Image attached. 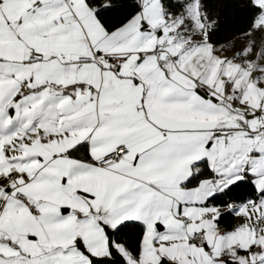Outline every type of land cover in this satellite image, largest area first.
I'll use <instances>...</instances> for the list:
<instances>
[{"label": "snow or ice", "instance_id": "1", "mask_svg": "<svg viewBox=\"0 0 264 264\" xmlns=\"http://www.w3.org/2000/svg\"><path fill=\"white\" fill-rule=\"evenodd\" d=\"M246 4L228 56L204 0H0V264H264V0Z\"/></svg>", "mask_w": 264, "mask_h": 264}, {"label": "trees", "instance_id": "2", "mask_svg": "<svg viewBox=\"0 0 264 264\" xmlns=\"http://www.w3.org/2000/svg\"><path fill=\"white\" fill-rule=\"evenodd\" d=\"M131 0H118L120 5L130 3ZM207 5V11H209L214 18L217 19L215 24L216 33L213 37L214 41L218 45L232 41L233 39L243 36L245 30L249 27L251 21L250 11L247 7L246 0H204ZM131 9H127L123 12H116L110 14L107 18L109 23H118L121 17L129 15ZM234 195H238L243 199H247L250 196H254L251 186H242L236 190ZM235 217L226 216L223 220V225L233 227ZM134 222H129V227L125 231L121 232L117 239L128 243L131 246H135L139 229L134 226Z\"/></svg>", "mask_w": 264, "mask_h": 264}, {"label": "rangeland", "instance_id": "3", "mask_svg": "<svg viewBox=\"0 0 264 264\" xmlns=\"http://www.w3.org/2000/svg\"><path fill=\"white\" fill-rule=\"evenodd\" d=\"M257 39L259 40L260 37L257 36ZM245 42L246 41H245L244 36H240V37H237L236 39H234V40H232V41H230L228 43H225L224 45H227L229 48L232 49L231 51H229V52H227L225 54L228 55V56H231L233 54V52H235L236 50L240 49L244 45ZM233 45H234V47H233ZM235 220H236V222L238 224L241 223V220L239 218L236 217Z\"/></svg>", "mask_w": 264, "mask_h": 264}, {"label": "water", "instance_id": "4", "mask_svg": "<svg viewBox=\"0 0 264 264\" xmlns=\"http://www.w3.org/2000/svg\"><path fill=\"white\" fill-rule=\"evenodd\" d=\"M121 257L119 255H116L113 257L112 261L110 262V264H119V262L121 261Z\"/></svg>", "mask_w": 264, "mask_h": 264}, {"label": "crops", "instance_id": "5", "mask_svg": "<svg viewBox=\"0 0 264 264\" xmlns=\"http://www.w3.org/2000/svg\"><path fill=\"white\" fill-rule=\"evenodd\" d=\"M236 39V38H235ZM234 40V39H233ZM228 43V42H227ZM225 43H223V44H220V45H224ZM234 219H236V217L234 218ZM135 223V222H134ZM236 225H238V223L236 222V220H234V225H233V227H235Z\"/></svg>", "mask_w": 264, "mask_h": 264}]
</instances>
